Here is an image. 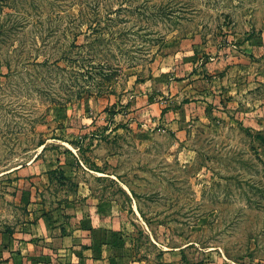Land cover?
I'll return each instance as SVG.
<instances>
[{
	"label": "rangeland",
	"instance_id": "obj_1",
	"mask_svg": "<svg viewBox=\"0 0 264 264\" xmlns=\"http://www.w3.org/2000/svg\"><path fill=\"white\" fill-rule=\"evenodd\" d=\"M75 206L264 264V0H0V233Z\"/></svg>",
	"mask_w": 264,
	"mask_h": 264
},
{
	"label": "crops",
	"instance_id": "obj_2",
	"mask_svg": "<svg viewBox=\"0 0 264 264\" xmlns=\"http://www.w3.org/2000/svg\"><path fill=\"white\" fill-rule=\"evenodd\" d=\"M126 222L109 207L39 213L31 229L0 233V264H149Z\"/></svg>",
	"mask_w": 264,
	"mask_h": 264
}]
</instances>
